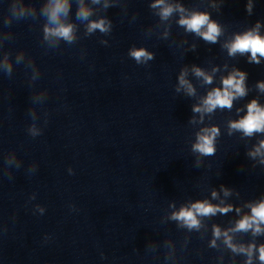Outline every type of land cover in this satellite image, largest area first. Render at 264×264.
<instances>
[{"label": "clouds", "instance_id": "obj_1", "mask_svg": "<svg viewBox=\"0 0 264 264\" xmlns=\"http://www.w3.org/2000/svg\"><path fill=\"white\" fill-rule=\"evenodd\" d=\"M94 3H98L99 0H93ZM161 18H168L173 11L184 12V9L179 5L175 8L171 5H165V0H156V3L152 7H161ZM107 7V5H105ZM69 9L68 0H55V3L50 8L44 10V14L47 16L49 24L53 27H45V39L50 38L63 39L69 44L75 40L74 26L72 24H65L60 21L62 15L66 16ZM27 13L21 9L19 11H13V15L17 18H22ZM92 15L90 9L80 3L79 10L76 18L81 22L87 23V32L92 33L99 30L101 33H107L110 25L105 20L101 19L98 21H90L89 18ZM179 23L186 27L187 31L195 32L200 35L205 41L215 43L217 37L220 35L221 30L219 26L210 21L207 14L192 13L188 17L180 19ZM259 25H257L258 29ZM204 29V30H202ZM257 29L250 30L242 35H237L235 39L228 45L229 55H235L237 52L250 53L251 61L259 63V57H264V36H261ZM131 56L139 63L142 58L144 61L152 59V55L144 49H138L131 51ZM6 70L10 71V67L5 66ZM197 76H202L206 83L212 82V77L206 75L200 69L194 70ZM246 75L243 72L235 70L227 78L223 79V88L214 89L209 92L207 97L203 101V108L195 107L193 111L200 112L206 111L211 113L217 107L231 109L233 100L237 97H243L246 95L245 81ZM180 84L187 88L188 93L191 95L194 92L191 85L183 78V74L180 77ZM261 90H264V83L258 85ZM230 128L242 130L245 135L251 136L255 132H264V107L258 105L253 100L247 107V115L239 121L232 122ZM205 134L198 137V142L194 145V150L204 155H211L214 153L213 141L216 135H218V129L212 128L211 130H204ZM260 148H264V142H261ZM260 148L256 151L259 152ZM227 194V193H226ZM216 194L213 193V196ZM231 210V206L219 207L205 202H197L191 206V208H182L178 213L173 215V219L181 221L183 225L189 229L199 228L200 222L197 216H209L215 215L217 212L227 213ZM264 224V201H261L257 205L251 207V216H245L237 222L234 231H248L252 230L253 234H259L264 229L260 226ZM222 235L220 229L214 228V236L219 238ZM225 236V243L232 249L233 252H243L249 257L247 264H251V256L255 248L254 245H249L247 248L240 246L237 247L232 244L231 238L228 237L227 233H223ZM215 241H213V245ZM259 260L264 264V245L260 246L259 249Z\"/></svg>", "mask_w": 264, "mask_h": 264}]
</instances>
